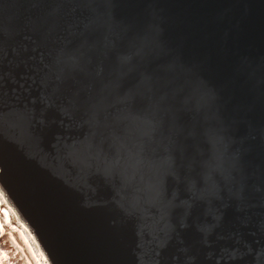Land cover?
Masks as SVG:
<instances>
[{
    "label": "water",
    "instance_id": "obj_1",
    "mask_svg": "<svg viewBox=\"0 0 264 264\" xmlns=\"http://www.w3.org/2000/svg\"><path fill=\"white\" fill-rule=\"evenodd\" d=\"M0 205L11 264L12 228L43 264H264V0H0Z\"/></svg>",
    "mask_w": 264,
    "mask_h": 264
},
{
    "label": "bare ground",
    "instance_id": "obj_2",
    "mask_svg": "<svg viewBox=\"0 0 264 264\" xmlns=\"http://www.w3.org/2000/svg\"><path fill=\"white\" fill-rule=\"evenodd\" d=\"M1 209V205H0ZM5 212V211H4ZM9 215L8 213H5L4 217L0 216V230L1 232L4 231L3 224L1 223L4 221L5 223L9 222ZM2 218V220H1ZM17 230V229H15ZM10 232V240L14 245H16L17 251H20V255L23 256V262L22 264H43L40 262V257L37 251L32 246L31 241L29 240V237L23 232V230H17V233L14 232V229L12 228L9 230ZM16 235H18L16 237ZM15 237V238H14ZM18 241V242H17ZM0 264H11L10 258L7 257L6 251H0Z\"/></svg>",
    "mask_w": 264,
    "mask_h": 264
}]
</instances>
